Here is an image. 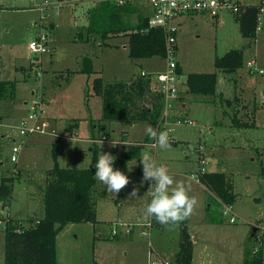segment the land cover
I'll return each instance as SVG.
<instances>
[{"label": "rangeland", "instance_id": "1", "mask_svg": "<svg viewBox=\"0 0 264 264\" xmlns=\"http://www.w3.org/2000/svg\"><path fill=\"white\" fill-rule=\"evenodd\" d=\"M44 1L47 4H43ZM100 2L0 0L4 10L0 13V26L3 27L0 30V62L4 65L0 79L16 80L14 99L0 103V184L2 180L11 184L8 193L6 186V192L0 197V264L4 263L3 221L6 217L24 226L44 215L45 170L53 166V141L59 142L56 154L59 167L85 169L91 160V145L99 148V155H113V146L117 147L113 156L121 154L119 137L124 142H141L144 146L141 154L150 153L156 165L166 167L178 182H188L199 168L204 172L232 176L234 223H228L224 207L215 201L213 193H207L196 179L190 182L189 195L199 202L191 217L186 219L192 244L191 264H241L244 248L255 249L259 244L264 264V74L246 67L248 60H254L255 68L264 70V9L259 15L260 29L254 38L242 37L235 16L226 11L221 12L218 19L195 15L178 21L175 59L182 69V84L167 115V124L160 129L168 132L170 140L174 139L165 150L158 148L146 135L147 123L133 126L109 123L102 128L99 121L101 100L93 94V78L97 75L103 81H127L140 70L148 74L162 71L165 62L156 56L129 59L125 34L103 39L89 35V40L85 41L87 10ZM242 3L260 6V0H242ZM138 9L126 18L125 25L134 27L136 15L149 14ZM38 34L45 35L44 51L32 53L28 44L35 42ZM232 49L243 51V66L232 73L217 71L213 66L214 57ZM85 56L91 57L97 72L90 77L78 70ZM17 65L31 67L26 78L21 70L15 69ZM67 69L74 70L68 80ZM214 72L217 81L223 78V84L218 82L219 93L224 98H237L234 107L225 106L217 98L213 101L206 98L204 102L200 97L187 94L184 85L187 74ZM149 80V88L153 91L157 84L151 75ZM181 98L184 99L182 103ZM35 101H40L43 117L51 126L45 134L30 135L27 137L29 143L21 145L19 141L24 137L18 136L17 127ZM232 114L249 122L253 115L257 127L233 128L229 119ZM177 119H189L193 124L177 123ZM73 123H77L73 134H68V126ZM122 130H126L125 136L120 135ZM12 138H17V142H12ZM12 145L19 147L17 165L10 162ZM140 157L127 163L125 175L131 182L116 196L107 192L97 180V191L102 197L95 205L96 223L71 224L57 235L56 264H151L153 257L151 261L148 258L150 243L157 264L158 257L161 260L166 257L172 263L174 255L169 252H176L177 247L171 244L175 237L178 238L180 224L163 225L162 229L154 225L150 235L145 233L142 224H137L147 221L145 210L151 201L147 194L150 182L142 179ZM134 189L138 194L130 197ZM115 221L126 223L133 230L131 240L122 235L121 229L117 230L121 238L107 240ZM254 236L259 238V244L253 241ZM159 237L168 240L167 253L157 248Z\"/></svg>", "mask_w": 264, "mask_h": 264}, {"label": "trees", "instance_id": "2", "mask_svg": "<svg viewBox=\"0 0 264 264\" xmlns=\"http://www.w3.org/2000/svg\"><path fill=\"white\" fill-rule=\"evenodd\" d=\"M87 10L85 32L95 38L113 37L125 34L128 43L125 48L129 59H148L153 56L165 55V39L162 30L150 28L145 16L136 15L134 27L125 25L128 16L135 14V6H114L107 1ZM259 5L248 4L234 14L238 29L242 37L254 38L259 27ZM140 12V9H138ZM82 33L81 31L79 32ZM177 53V46H175ZM36 66L38 64L36 63ZM213 66L217 71L232 73L243 66L241 50L232 49L222 56H216ZM79 72L87 77L96 74L91 57H83L79 63ZM176 72L181 75V68ZM68 73V72H67ZM149 77L133 74L127 81H103L96 75L91 83L93 94L101 100V114L99 121L104 125L109 123H125L134 125L147 123L156 129L162 119V95L149 88ZM187 94L200 97L201 101L218 99L227 107H234L237 98H224L216 93V73H190L186 75ZM16 83L14 80L0 79V103L3 100H13ZM184 102V99H180ZM237 106V105H236ZM226 114V112H224ZM233 128L255 127L253 115L251 121H243L236 114L229 116ZM77 123L70 124L67 131L73 130ZM93 126V125H92ZM146 141V139L144 140ZM171 143L174 140H170ZM58 140L55 139L51 147L53 166L45 171V187L43 193L42 218L29 221L26 225H19L16 220L7 217L4 221V263L3 264H56L57 235L69 225L75 223H96L95 205L102 193L97 191L95 179V164L99 157V148L90 146L91 160L85 169H67L57 165L56 154ZM141 142L125 143L120 141L121 154L116 155L114 170L128 173L127 163L137 159L143 150ZM113 155L117 147H112ZM2 180V179H1ZM3 181V180H2ZM198 183L213 193L215 201L221 205H232L235 199L232 176L219 172H202L198 174ZM11 187L6 188L7 193ZM8 195V194H7ZM149 220V219H148ZM153 225L162 227L154 218ZM187 220L180 223L178 244L172 263L191 264L192 244L186 228ZM131 234L126 235L128 237ZM125 236V235H124ZM120 234L107 237V240H118ZM259 244V238L253 237ZM246 247L243 250L241 264H263L262 247Z\"/></svg>", "mask_w": 264, "mask_h": 264}, {"label": "built area", "instance_id": "3", "mask_svg": "<svg viewBox=\"0 0 264 264\" xmlns=\"http://www.w3.org/2000/svg\"><path fill=\"white\" fill-rule=\"evenodd\" d=\"M114 6H135L137 5L141 10L148 11L149 14L145 16L147 18V25L150 28H158L162 30L165 39V55L161 57L165 62V67L162 71L155 73H145L144 71H139V75L152 77V81L155 82L156 87L153 91L158 92L162 95L163 109H162V119L157 125L156 129L160 131L161 127L166 126L170 110L172 109L173 102L179 96V85L182 84L180 78L181 76L176 72V59H175V46L176 44V33L178 29L179 20L183 17H190L195 15H205L211 19H218L221 12L226 11L230 14H237L244 5L242 0H103ZM43 4H47L46 1ZM46 6V5H44ZM259 15L264 9V0H260ZM41 8V7H40ZM43 9V8H42ZM260 23V21H259ZM259 25V24H258ZM259 27L257 28V30ZM44 34L39 35L36 41L30 42L28 48L32 53H38L44 51L43 39ZM247 69L252 72H258L259 74H264V70L255 68L253 61H248L246 63ZM40 101H35L31 104L30 112L27 114L25 119L19 122L17 127L18 136L27 138L33 134H45L50 128L51 123L49 120L43 117V109L39 105ZM165 117V118H164ZM183 122L186 124H193L189 119H177L176 122ZM18 146L11 147L10 161L16 163L18 159ZM203 160H200L202 165ZM204 172L203 168H199L191 177H195L198 182V174ZM224 214L227 216L228 223L235 222V216L233 214L232 205H223ZM7 218V217H6ZM5 221V220H4ZM3 221V223H4ZM142 224L146 228V234L150 235V229L154 225L147 220ZM122 230V235H127L131 232L130 227L126 223H114L113 227L110 229V236L117 235V230ZM121 235V234H120ZM148 258L153 261L151 264H157L155 261L156 256L153 252V246L149 244ZM162 256V255H160ZM163 257V256H162ZM159 264H170L166 259L161 260L158 257Z\"/></svg>", "mask_w": 264, "mask_h": 264}, {"label": "clouds", "instance_id": "4", "mask_svg": "<svg viewBox=\"0 0 264 264\" xmlns=\"http://www.w3.org/2000/svg\"><path fill=\"white\" fill-rule=\"evenodd\" d=\"M146 135L155 141L160 149L170 147V138L167 131H158L151 126L146 128ZM103 143V142H102ZM113 146V144H112ZM115 147V146H113ZM116 157L110 153L99 155L95 164V179L101 182L107 192L115 196L125 189L129 183V177L119 170H114ZM140 163L143 168V181L150 182L147 194L151 197L145 210V218H154L161 225H179L190 218L198 206V200L190 196V182L195 177H189L188 182L174 180L164 166H157L152 155L148 152L141 154ZM138 190L134 189L130 197H136Z\"/></svg>", "mask_w": 264, "mask_h": 264}, {"label": "crops", "instance_id": "5", "mask_svg": "<svg viewBox=\"0 0 264 264\" xmlns=\"http://www.w3.org/2000/svg\"><path fill=\"white\" fill-rule=\"evenodd\" d=\"M2 12H4V10L0 7V13H2ZM205 16V15H204ZM184 18V17H183ZM2 29H3V27H1L0 26V30L2 31ZM260 29V28H259ZM5 31V30H4ZM239 50H241V49H239ZM242 51V50H241ZM243 52V51H242ZM248 61H253V62H255L254 60H248ZM255 64V63H254ZM178 66L181 68V66L179 65V63H178ZM29 68H30V70H31V67H28V68H26L25 66H19L18 67V65H17V67H15V69L16 70H21V72L24 74V77L26 78V75L28 76L29 75ZM94 68V67H93ZM79 70V69H78ZM94 70L96 71V69L94 68ZM3 71H4V65H3V63H1L0 62V75L3 73ZM67 72H68V74H67V72H66V79L68 80L69 79V77L70 76H72V75H70V73L71 72H74V70H69V69H67L66 70ZM76 71V70H75ZM141 71V70H140ZM181 72H182V69H181ZM182 75V74H181ZM16 81V80H15ZM218 82L220 83V85L221 84H223V78H219V81H217L216 80V88H215V90H216V93H219V92H221V90H220V86L218 85ZM218 86H219V88H218ZM263 95H264V93H263ZM181 101V100H180ZM2 102V101H1ZM180 103V102H179ZM181 103H182V101H181ZM1 119V118H0ZM21 119V118H20ZM19 119V120H20ZM255 124V123H254ZM134 125H137V124H134ZM130 126H133V125H130ZM255 127H257L256 125H255ZM235 129H237V128H235ZM243 129H247V128H243ZM238 130V129H237ZM67 133L68 134H73V132H72V129H71V131H67ZM125 134H126V130H122L121 132H120V135H124L125 136ZM1 137H2V135H1ZM122 138L121 137H119V141H122L121 140ZM29 138H23L21 141H19V142H21V145H26L27 143H29ZM171 140H174V139H171ZM126 141V140H125ZM12 142H17V138L15 139V138H12ZM122 142H124V140L122 141ZM133 142H138V141H132V143ZM125 143H131V142H125ZM12 146H15V145H12ZM257 152V151H256ZM19 153V152H18ZM258 153V156H262V154H260V152H257ZM202 158H200V160H201ZM199 160V159H198ZM199 160V161H200ZM11 162V161H10ZM17 162H18V160H17ZM17 162L16 163H14L15 165H17ZM198 162V161H197ZM48 169V168H47ZM46 169V170H47ZM45 170V171H46ZM197 172V171H196ZM10 183L8 182V180H3L2 181V183L0 184V197L4 194V192H6L5 191V188H6V186H8ZM204 189H206L204 186H202ZM206 192H207V190H206ZM254 200H258L257 198H255ZM117 201V200H116ZM10 218V217H9ZM97 220V219H96ZM148 220V219H147ZM115 222H117V223H120V222H118V221H115ZM159 227V226H158ZM163 228V226L162 227H159V229H162ZM132 234H133V230L131 229V234L128 236V237H126V236H124V237H126V239L127 240H131V238H132ZM100 236H101V234H100ZM176 239H177V241H176ZM195 239V238H194ZM172 240H174V239H172ZM177 244H178V238H176L175 237V241L171 244V245H175V247H177ZM167 247H168V240L165 238V239H162V238H158V240H157V248L158 249H164V252H166L167 253ZM175 252V251H174ZM169 254L170 255H174V253L173 252H169Z\"/></svg>", "mask_w": 264, "mask_h": 264}, {"label": "water", "instance_id": "6", "mask_svg": "<svg viewBox=\"0 0 264 264\" xmlns=\"http://www.w3.org/2000/svg\"><path fill=\"white\" fill-rule=\"evenodd\" d=\"M254 230H255V229L253 228V233H254Z\"/></svg>", "mask_w": 264, "mask_h": 264}]
</instances>
